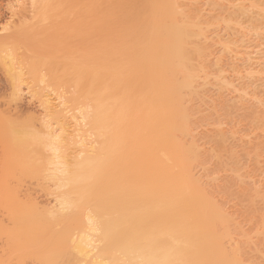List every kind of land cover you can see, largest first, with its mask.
<instances>
[{"label":"bare ground","instance_id":"obj_1","mask_svg":"<svg viewBox=\"0 0 264 264\" xmlns=\"http://www.w3.org/2000/svg\"><path fill=\"white\" fill-rule=\"evenodd\" d=\"M210 1L215 13L203 21L180 9V0H8L10 16L20 15L0 27V63L16 105L3 115L11 123L5 147L27 156L26 169L34 145L49 151L31 166L44 175L53 170L54 203L41 206L38 217L48 222L39 223L43 231L52 224L54 233L31 234L39 239L29 260L30 231L0 236V264H264V212L254 209L264 194L251 182L256 174L233 159L236 145L264 138V112L243 108L248 92L241 104L203 107L210 86L233 87L213 67L208 33L232 24L242 42L259 41L264 0ZM249 10L251 26H244L239 17ZM69 17L84 28L67 54H54L52 27ZM47 20L51 26L41 28ZM245 71L264 79V67ZM238 74L233 69L232 77ZM23 84L50 115L40 132L18 121ZM240 108L257 125L223 128ZM258 148L264 151V141L247 158L260 156ZM20 154L15 160L23 161ZM15 214L0 220L2 230L26 223Z\"/></svg>","mask_w":264,"mask_h":264},{"label":"rangeland","instance_id":"obj_2","mask_svg":"<svg viewBox=\"0 0 264 264\" xmlns=\"http://www.w3.org/2000/svg\"><path fill=\"white\" fill-rule=\"evenodd\" d=\"M13 1H15V3H17L16 2L17 0H11L12 3H13ZM180 2H181L180 9L189 10V12L191 14H197L198 16H200V19L203 21L215 13V11L211 10L214 6H212L210 0H180ZM18 4H19V0H18V3L16 5H18ZM10 5L11 4H9L8 0H0V27L1 28L3 25L5 26V22H8L7 20H9V19L16 22L18 20L16 16L19 17V15H20V13H19V14H15V16L13 15L14 17L10 16V15H12L10 12L11 11ZM249 12H250V10L247 12V14H244V15L239 17V20H241V22L243 23L244 26H251L250 22L248 21ZM252 15H254V13H252ZM33 19H34V21L36 20L35 17ZM33 19H31V21ZM67 20H62V21L65 23ZM72 20H73V22H72ZM48 21H49V24L51 26L52 22H50V20H47V22L45 21L44 23H40V24H42L41 28L45 27V25H46L45 23H48ZM81 21L82 20H80V19H79V21H78V19H76V21H75V19L70 18V20L67 21L68 24H66L67 22L65 23L67 26L65 25L66 27L65 26L62 27V29L60 31H59V29L61 28L60 24L63 25L62 24L63 22L60 21V24L58 22L59 25L56 24L57 26L54 25V28L52 27V29H54V31L51 29L53 31L52 35L56 34L55 28H57V30L59 32V34H58V32L56 31L58 34V36L56 34V37H58V39H57L58 42L54 38H52V40L54 39V42H52V40H50L52 43H54V45H53L54 47H52L53 49L50 48V49H52V51H55V52H53L54 54L59 55L63 52L67 54V52H69V50L71 48V43H72L73 39L75 38V33L76 34H78V32L81 33V30H83V28H84L85 22L83 21L84 22V24H83V23H81ZM37 24L39 26V22ZM37 24H36V26H37ZM43 24H44V26H43ZM53 24H55V23H53ZM53 24H52V26H53ZM46 26H48V25H46ZM227 26H228V24L225 26L222 25L219 27V29L217 31H216V29H214V31L212 33L209 32L208 34H210V36L207 39V43H205V46H208V45L211 46V49H212V54L210 57L211 62H215L217 60V63L215 65H213V67H215V68L219 67L224 75L229 76L228 79L232 80L233 87H232V89L231 88L230 89H224V88H220L217 85L210 86V90H209L208 95L206 96V100H205V103L203 104V107H207L210 104V102L215 103V102H218L220 100H228L230 102H233L234 104H241V103H239L240 101L238 100L240 98V95L243 94V92H248V94L246 96L245 104L243 105V108L245 110H251L252 111V112H250L251 115H255V113L260 114V113L264 112V79H259L257 74L247 75L245 69L250 68L252 71H254V70H257V69L264 67V38H261L257 42H253V41L242 42L243 37L241 35H239L240 33H237L235 31L233 25L232 24L229 25V28H226ZM74 27H75V29H78V30L75 31ZM49 28H51V27H49ZM49 28L47 27L45 29L48 31ZM39 29H40V27H39ZM46 30H44V34H45ZM51 30L49 29V31H51ZM36 31H37V28H36ZM39 31H40V33H42L41 30H39ZM250 31H252V29H250ZM46 33L47 34L50 33L48 35L51 36V32H46ZM34 34H36V33H34V31H33L32 36L31 35L30 36L34 37L33 36ZM47 34H45V35L48 37ZM40 35L41 34H38V36H40ZM41 37H45V36H41ZM35 38H37V34L35 35ZM219 38H221V40L219 42H217L216 40ZM244 38H246V36H244ZM41 39H40V41H37V39H35V41H37V43L38 42L42 43L43 41H41ZM29 40L25 41V44H27V42H28V47L31 45L30 46V48H31L32 43H30V45H29ZM31 40L34 41L33 38ZM31 40H30V42H32ZM55 42H57V45L60 46L59 48H61L62 51H60L59 48H57L58 46H55L56 45ZM35 43H34V46H35ZM224 43H225V45H224ZM227 44H228V46H227ZM38 46H39V44H38ZM43 46H44V44H43ZM35 47H33L34 49L31 48L33 50L28 48L29 50L27 49L28 50L27 53H29V51H30V53L31 52L33 53V51H35ZM21 48H23V47H21ZM41 48H42V46H40V50H41ZM54 48L58 49L59 51L54 50ZM38 50H39V47H38ZM44 50L47 52L49 51V49H42V51H44ZM18 51H20V50H18ZM22 51L24 52V50H22ZM25 52H26V50H25ZM233 69H237L239 72V74L234 76V77H232V75H231ZM21 87L23 89L22 90V98L19 101V103L17 104L18 110H19L18 121L20 123L26 122L28 124L29 123L31 124V122H32L33 123L32 125H30V124H29L30 126L28 125L29 127H32V129L29 128L28 126H27V128H29L30 131H32V132H34V131L40 132V128L42 129L41 124L43 122L44 123L50 122V120H48L50 118L49 117L50 115H48V117H47V114H46V116L44 115V110L42 108V105H40V102L37 100V98L32 97L31 94L27 92L28 89L26 88V85L23 84V85H21ZM12 90H13V84L11 83L10 78L4 72V69L0 63V140H1L0 141V204L9 205L11 207V208L8 207L9 208L8 209L6 206H2V205L0 206V220L2 221L3 219H6L7 216H11L10 214H12V213H14V214L17 213V214H15V216L21 215L20 217L18 216L19 220H21L23 217H25L22 219L23 220L22 222L27 220L26 223L23 224L21 222L22 225L21 224L16 225L15 228H11L14 226L10 227V225L6 229L3 228V230L0 228L2 230V231L0 230V236L5 238L7 235L9 236L12 234H21V232L23 234H29L30 233V235L31 234H36V235L38 234V236H39V234L42 235V234H45L44 232H46L45 236H47L48 234L54 233V231H53V233L51 231V230H54V228L52 227V224L50 222L48 225L50 226V224H51V226H50L51 229H48L49 227L45 226V227H47L48 231L47 230L43 231L46 228L42 229V226L44 224H47L48 222L45 221L46 223H43V221H42L43 219L38 217V215L40 213H42V212H39V210L41 211V209H40L41 206H42L41 208H43V206H45V208H46L48 206L50 207L52 202L54 203V198H55V196H53V194H54L53 193L54 192V190H53L54 189V181H51V179H49V178H52L53 170H51V172L49 173V169H46L48 171L45 170L46 175H44L45 173L42 174L40 171H37V169H33L32 168L33 166H31L32 165L31 163L33 162V165H35V167H37L38 164L36 165L35 163L38 162V160L41 161V159L46 160L45 158H46V156H49V155H47L48 154L47 152H49V151H47V148L45 149V148H42L39 146H37L39 148H36V146L34 145L35 147L34 146L32 147L33 150H31L32 149L31 148L30 153H29V151H28L29 154L27 153L29 158H31V161L33 160L29 164L30 165L29 167H31V168L27 167L28 169H26L25 168L26 166L23 164V162L25 161V159H27L26 158L27 156L24 157L22 154L18 153L20 150L15 149L17 152H13V150L5 147L6 146L5 144L8 143V141H9V139H6V138H8L9 135H5V134L8 133V130L10 128L11 123L9 124L6 121V120H8L7 117H5L3 115H6L5 113L8 111L14 112L13 108H15V106H16L14 104V102L11 100ZM241 111H243V109L240 108L239 111L233 112V114H231L232 121L230 122V124L229 123H227V124L223 123L221 126L223 128H227L231 125L237 131L238 130L239 131L244 130L248 127L249 128L255 127L257 124L255 123L253 117L250 115L243 117V113ZM203 113L206 115L207 110H204ZM30 116H35L33 118L34 120L31 119ZM21 125H23V127L22 126L21 127L25 129L27 124L24 125L21 123ZM19 127H20V125H19ZM6 129H8V130H6ZM4 132H6V133H4ZM2 133H4V134H2ZM1 134L5 138L1 137ZM8 134H10V132ZM3 139L7 140V141L5 142V141H3ZM260 141L262 143L264 141V138L261 140V138L257 137L256 135H252L251 140L249 142H247L246 144L236 145L237 153H235V156L233 159L236 161L235 162L236 166L240 165L244 169V171H249V172L253 171L256 174V176L251 180V182L256 181V183H255L256 186L259 187L261 192L264 194V151L262 152L261 150H259L260 148H258V150H259L258 154L260 156L254 155L253 152H251V155L249 158H247V156H246V154H247L246 152L248 149H250L251 147L253 148V147H257V146L260 147L261 146ZM26 143L28 144L27 141H24L23 144H26ZM8 144L10 145L11 143L9 142ZM10 151H11V153L17 154L16 158H14L12 156ZM41 152H42V154H41ZM45 153H46V155H45ZM15 154H13V155H15ZM18 154H20L21 159L23 157V161L15 160V159H17V156L19 157ZM29 158H28V160H30ZM21 159H19V160H21ZM16 161H17V163H15ZM20 162L22 163V166L18 165ZM41 162H44V161H41ZM38 163H40V162H38ZM23 168H25V170H23ZM38 172H40V173H38ZM47 173H49V175H47ZM52 180H53V178H52ZM50 187L52 188L53 192L51 191ZM16 196H18L20 198L22 197L23 200H21V203L17 202L21 206H19L16 203L12 204V202L16 201V199H17ZM13 197H15L16 199H14ZM13 199L15 201H13ZM6 201L8 203L4 204ZM16 205H18V207ZM15 206H16V209H15ZM49 207L47 209H50ZM19 208L21 210H19ZM232 208H230V209L233 210ZM7 209L9 212L11 211L10 209H12V212H10V214H9V212L7 213ZM254 209L259 210L260 212H264V200L257 202L256 205L254 206ZM234 210H235V208H234ZM18 211H20V213ZM24 212H26V213L24 214ZM35 213L37 214V216ZM42 215L43 214H41L40 216L42 217ZM39 218H40V220H39ZM29 219L31 220V222L29 221ZM35 219H37V220H35ZM28 221H29V223H28ZM39 223H41L43 225L39 226L40 225ZM40 228L42 229V231ZM246 228H250V224H247ZM25 231L26 232L30 231V232L25 233ZM40 231L42 233H39ZM50 231H51V233H48ZM2 234H4V235H2ZM45 236L43 235L42 238H45ZM47 237H49V236H47ZM31 238H32V240H34L36 237H35V235H31ZM38 239L39 238H36V240H38ZM32 240L29 242V246L27 245L28 249L26 247L24 250V251H26V257L24 255L25 253H23V255H22V257H25V258L28 257V260H29V257H31V256H34V257L37 256V255H35V253L38 252L36 250L37 245L35 244V242L37 243V241L34 240V243H33ZM30 243H31V246H30ZM32 243H33V245H32Z\"/></svg>","mask_w":264,"mask_h":264}]
</instances>
